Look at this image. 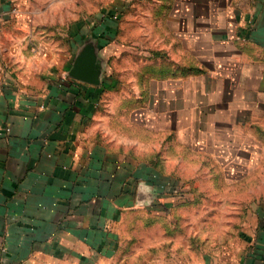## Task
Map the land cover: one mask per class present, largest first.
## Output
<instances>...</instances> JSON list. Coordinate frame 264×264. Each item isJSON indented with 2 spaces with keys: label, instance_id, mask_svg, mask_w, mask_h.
Returning a JSON list of instances; mask_svg holds the SVG:
<instances>
[{
  "label": "crops",
  "instance_id": "crops-1",
  "mask_svg": "<svg viewBox=\"0 0 264 264\" xmlns=\"http://www.w3.org/2000/svg\"><path fill=\"white\" fill-rule=\"evenodd\" d=\"M2 1L0 264H264V198L221 244L212 239H228L223 231L167 215L182 201L166 192L184 185L188 165L204 167L193 163L204 153L216 172L229 160L262 173L264 0H173L169 29L206 72L170 77L162 88L152 81L142 110L102 101L104 69L100 84L70 74L86 35L60 62L33 15ZM119 122L162 128L163 150L155 140L141 146ZM140 208L163 215L149 217L146 243L132 214Z\"/></svg>",
  "mask_w": 264,
  "mask_h": 264
},
{
  "label": "rangeland",
  "instance_id": "rangeland-1",
  "mask_svg": "<svg viewBox=\"0 0 264 264\" xmlns=\"http://www.w3.org/2000/svg\"><path fill=\"white\" fill-rule=\"evenodd\" d=\"M10 8L31 13L35 26L44 31L43 40L47 43L53 58L62 62L66 58L64 51L71 54V40L75 43L87 36V40L97 43L102 39L101 59L107 84L102 93L106 104H118L123 108L142 110L150 99L151 82L156 88H162L170 77H192L205 74L206 65L200 64L195 54L186 50L180 52L179 32L169 29L167 24L169 10L173 0H3ZM39 31V30H38ZM86 35V36H85ZM172 43V47L170 44ZM176 45H175V44ZM79 48L75 44V51ZM61 65V63H59ZM63 66V65H61ZM110 81V82H109ZM109 82V83H108ZM137 88L139 91L137 92ZM136 92V93H135ZM135 93V94H134ZM119 102V103H118ZM121 114V113H120ZM121 115H118L120 120ZM137 119V118H136ZM117 121V120H116ZM120 124L119 131L134 135L143 147L156 141L158 152L164 148V130L148 129L134 123V129ZM126 135V136H128ZM150 141V143L148 142ZM171 142L170 146L173 147ZM174 148V147H173ZM192 156L195 151L183 146ZM192 152V153H191ZM201 161L204 167L197 171L192 166L186 168L187 177L184 185H173L166 191L176 201H182L178 209L167 215L184 217V224L190 227H205L224 232L228 238L233 231L240 229L243 218L257 199L264 198V169L249 174L234 164L220 162V172L215 166L216 160L204 153ZM199 158V157H198ZM222 163V164H221ZM234 165V166H233ZM235 167V168H233ZM264 168V167H263ZM226 171V175L224 173ZM231 170H233L231 172ZM249 172V171H248ZM169 182H173L170 180ZM175 183V182H174ZM185 186V187H184ZM176 187V188H174ZM251 188V190H249ZM139 216L135 220L142 243L147 242L149 217L163 216L146 208L132 213ZM182 223V226L184 225ZM174 228V227H173ZM162 230L154 233L160 236ZM219 237H222L220 233ZM212 239L214 243H226L231 238ZM225 241V242H224Z\"/></svg>",
  "mask_w": 264,
  "mask_h": 264
},
{
  "label": "water",
  "instance_id": "water-1",
  "mask_svg": "<svg viewBox=\"0 0 264 264\" xmlns=\"http://www.w3.org/2000/svg\"><path fill=\"white\" fill-rule=\"evenodd\" d=\"M102 71L103 64L98 61L95 43L88 39L76 54L70 74L82 81L100 84Z\"/></svg>",
  "mask_w": 264,
  "mask_h": 264
}]
</instances>
